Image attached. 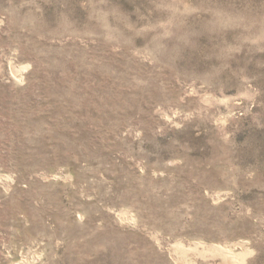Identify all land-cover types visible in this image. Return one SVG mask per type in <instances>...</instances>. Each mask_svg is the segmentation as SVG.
I'll use <instances>...</instances> for the list:
<instances>
[{"label":"rangeland","instance_id":"1","mask_svg":"<svg viewBox=\"0 0 264 264\" xmlns=\"http://www.w3.org/2000/svg\"><path fill=\"white\" fill-rule=\"evenodd\" d=\"M0 264H264V0H0Z\"/></svg>","mask_w":264,"mask_h":264}]
</instances>
